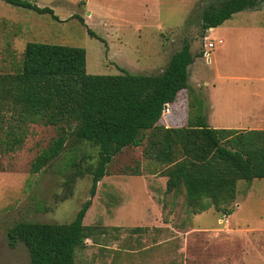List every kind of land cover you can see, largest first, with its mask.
Masks as SVG:
<instances>
[{
    "label": "rangeland",
    "instance_id": "obj_1",
    "mask_svg": "<svg viewBox=\"0 0 264 264\" xmlns=\"http://www.w3.org/2000/svg\"><path fill=\"white\" fill-rule=\"evenodd\" d=\"M24 1L50 8L57 20L0 0V72L13 71L15 65L19 66L25 45L35 42L83 48L85 70L90 75H117L121 70L132 75L157 74L185 42L189 43L194 56L189 68V89L180 91L175 99L179 104L178 120L168 121L171 111L167 115L169 119L162 118L163 115L159 120L158 124L167 128L184 126L198 104L209 127L233 124L236 102L227 94L242 88L231 77L255 74L264 77V56L256 53L261 50L256 44L248 47L252 53L239 58L238 54L247 48H228L226 42L205 55L208 42L225 39L224 28L264 26V5L234 14L211 32L208 30L205 33L208 38H201L199 14L204 7L214 4V0ZM73 16L80 17L83 24ZM88 30L98 39L92 38ZM5 40L10 42L8 47ZM54 136L52 127L29 125L20 147L11 153H0V264H28L23 244L19 243L14 249L7 247L5 233L8 229L19 222L70 223L80 206L90 198L92 176L87 169L96 164L95 148H82L83 154L89 156L84 161L74 149L81 145L69 143L48 167L36 175L30 173V163ZM142 149L125 148L108 164L107 174L97 183L91 206L82 220V225L94 226L97 230L94 237L77 250L75 264L117 263L120 252L109 251V243L120 239L127 229L112 230L109 226L118 222L116 217L143 218L141 188L147 187L156 193L164 224L184 232L192 226L196 214H189L182 197L175 199L173 206L166 203L169 198L165 202L162 188L166 178L160 173L163 168L145 159ZM71 158L79 159L82 171L67 188L68 176L76 172L68 166ZM236 192L234 201L202 212L201 217L195 218V225L203 228L220 219L215 228L225 234L226 242L211 239L214 248L209 260L217 263L227 258L234 264H264V179L239 181ZM128 201L129 204L133 201L134 206L119 209ZM226 211H231L232 217L226 216ZM235 227L241 231L234 234L228 231ZM210 235L201 234L204 238ZM120 244L117 243V249ZM200 246L195 244V254ZM205 247L210 249L211 244ZM109 252L113 256H109ZM163 255L169 256L163 258L162 263L169 264L171 254Z\"/></svg>",
    "mask_w": 264,
    "mask_h": 264
},
{
    "label": "trees",
    "instance_id": "obj_2",
    "mask_svg": "<svg viewBox=\"0 0 264 264\" xmlns=\"http://www.w3.org/2000/svg\"><path fill=\"white\" fill-rule=\"evenodd\" d=\"M1 1L57 20L48 7L24 0ZM263 5L264 0H214L199 14L201 38L234 14ZM72 18L83 24L80 17ZM9 45L5 40V47ZM193 62L191 45L185 42L160 73L132 75L121 70L117 75H90L85 70L83 48L25 45L21 64L13 71L0 72V153L20 147L29 125H42L54 128L55 136L30 163L31 174L48 167L72 142L81 145L74 149L84 161L89 156L82 148H95L97 161L87 169L92 176L90 198L70 223L19 222L5 233L9 249L23 244L28 264H75L77 250L97 230L82 225L97 183L107 174L113 157L125 148L143 147L142 156L163 168L165 202L169 198L166 203L173 206L182 197L191 215L234 201L239 181L264 179V130L211 128L199 104L182 127L158 124L165 106L172 105L180 91L189 89ZM177 104L178 99L174 106ZM177 111L175 107L171 110L172 121L178 120ZM68 166L76 172L68 176L67 188L82 171L79 159H69Z\"/></svg>",
    "mask_w": 264,
    "mask_h": 264
},
{
    "label": "crops",
    "instance_id": "obj_3",
    "mask_svg": "<svg viewBox=\"0 0 264 264\" xmlns=\"http://www.w3.org/2000/svg\"><path fill=\"white\" fill-rule=\"evenodd\" d=\"M1 23H4V21ZM211 31L212 29H209V32ZM222 31L223 34L225 33V39H221L223 41L222 45L226 42L225 46L227 45L228 48H240V46L242 48H247L238 54V58L245 54L252 53L248 47L253 44L261 48L260 51L256 50V53L260 56H264V26H234L233 28H224ZM231 79L236 81L242 88L235 89L233 94L230 92L227 94V97H234L236 102L234 104V123L231 125H223L218 128L214 127V129L264 130V85L260 84L264 82V77L255 74L251 77L233 76ZM255 101H258L260 105H257ZM175 103L176 102L172 105L167 104L169 106V113L171 110H174V107L178 109L179 104L174 106ZM164 117L165 116L162 118ZM168 121L172 122L171 119ZM165 126L170 125L165 123ZM141 189L143 193V203L140 208L143 218L138 220H126L127 215H125L123 219L116 217L118 222L109 226L112 227V230H117L120 227L127 229L126 232L121 235L120 239L109 243V251L114 250L120 252L116 264H163V258L167 259L169 256L163 255L165 252L171 254L168 262L169 264H234L231 259L227 258L217 263L209 260L214 248L211 239H219L221 242H226L224 237L225 234H221L222 231L220 232V230H218L219 228H215L220 219L217 218L215 223L202 228L195 225V218L201 217L200 214L202 213H199L193 218L192 226L188 231L184 232L172 228L170 224H164L161 221L156 193L147 187ZM164 189L165 186L162 188V191ZM130 199L131 198L128 196V200ZM130 203L131 204H129L128 201L127 205L119 207V209L122 210L123 207L125 209L127 206L131 207V205L134 206L133 201ZM228 217H232V215ZM208 227L212 230L208 231ZM135 228H142L143 231H132ZM228 231L234 234L236 231L241 230L235 227L233 229H228ZM201 234L211 235L204 238ZM118 242L121 243L120 249L116 248ZM208 243L211 244L210 249L205 247ZM195 244H201V246L198 247V254L194 253V250H196ZM206 249L208 251L204 252ZM109 256H113L112 252H109Z\"/></svg>",
    "mask_w": 264,
    "mask_h": 264
},
{
    "label": "built area",
    "instance_id": "obj_4",
    "mask_svg": "<svg viewBox=\"0 0 264 264\" xmlns=\"http://www.w3.org/2000/svg\"><path fill=\"white\" fill-rule=\"evenodd\" d=\"M222 44H223V41L221 39H218L216 43L208 42L206 44L207 50H206L205 55H207L209 53L208 50L215 48L216 45H219L220 46ZM168 114H169V106L166 105L165 108H164V110H163V112H162V116L163 115L165 116V115H168Z\"/></svg>",
    "mask_w": 264,
    "mask_h": 264
}]
</instances>
